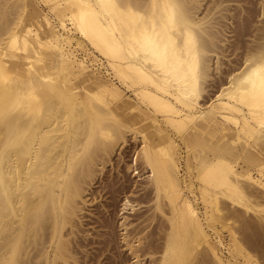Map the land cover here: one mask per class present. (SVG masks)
Listing matches in <instances>:
<instances>
[{"label":"bare ground","instance_id":"6f19581e","mask_svg":"<svg viewBox=\"0 0 264 264\" xmlns=\"http://www.w3.org/2000/svg\"><path fill=\"white\" fill-rule=\"evenodd\" d=\"M126 259L264 264V0H0V264Z\"/></svg>","mask_w":264,"mask_h":264},{"label":"rangeland","instance_id":"374dc122","mask_svg":"<svg viewBox=\"0 0 264 264\" xmlns=\"http://www.w3.org/2000/svg\"><path fill=\"white\" fill-rule=\"evenodd\" d=\"M228 35H231V33H229ZM232 38H230L229 40H231ZM233 56L232 55H229L228 57H224L225 59H223L224 60V62H226L227 63V61H228V58H232ZM229 63V62H228ZM227 63V64H228ZM223 67H226L225 66V64H223ZM219 73H216L215 71H213V73H212V77L211 78H214V79H212V80H210L209 82H208V84H207V90H206V93L208 94L207 96H210V95H212L213 93H214V91L213 90H215L216 89V82L214 81L215 79H216V77L217 78H219L222 74L220 73V76L218 75ZM224 75H222V77H223ZM213 81V82H212ZM215 83V84H214ZM209 93H210V95H209ZM212 93V94H211ZM205 95L206 94H204V97H205ZM131 137H129L128 138V141H127V143H126V145H124V146H127L126 148L125 147H121V148H119V150L121 149V151H116L115 153H114V155L112 156V157H114L112 160V162L109 164V166L107 165V168L104 170V172H107L106 174L104 173V174H101L100 175V177H99V179L100 180H98L97 182H96V184H95V187H97V186H99L100 184H101V182L103 183V181L104 180H106V179H104V177H112V179H114V180H117L118 178H119V180L117 181V183H116V185L115 186H119L118 184L120 183V182H125V183H120V184H127V181L129 180V182H128V184L129 183H133L134 182V180L136 179L135 177H132L131 175V173L130 174H128V173H126L125 171H123L122 172V169H125V167H126V165H127V163H125V162H127V161H129L128 163H131V160H132V158H133V155H134V149H135V147L137 146V144L135 143V142H133V141H131L132 139H130ZM132 144V145H131ZM133 144H136V145H133ZM129 145H131L130 147H129ZM122 148H125L124 150L122 149ZM128 148H130V149H128ZM134 148V149H133ZM123 150V151H122ZM131 152H130V151ZM131 153H132V158H131ZM124 157V158H123ZM131 158V159H130ZM123 160V161H122ZM112 164H114V165H112ZM124 164H125V166H124ZM114 167V169H113V167ZM110 168V169H109ZM107 169H109V170H107ZM118 170H119V173H118ZM126 170V169H125ZM121 173V174H120ZM126 173V174H125ZM110 174V175H109ZM112 174V175H111ZM118 174V175H117ZM126 175H127V177L128 176H130V178H126ZM118 176V177H117ZM125 176V177H124ZM123 177V178H122ZM132 177V178H131ZM134 178V179H133ZM102 179H104V180H102ZM124 179H128L127 181H125ZM132 179H133V181H132ZM122 180V181H121ZM124 180V181H123ZM120 181V182H119ZM131 181V182H130ZM98 182L100 183V184H98ZM119 182V183H118ZM122 191H124L123 193H122ZM121 192L119 191V192H116V195H115V197H117L116 198V204H117V207H116V209L114 210V209H112L111 207H107V206H105L106 205V201H107V199H106V195H104L103 194V191L101 192V193H99L98 194V196H97V198H96V200H95V203H98L99 205L101 204V206H99L98 204H95L96 206L94 207L95 209H97L96 207H98V209H99V211L101 210H103V211H106V212H110L111 214L113 213V215L111 216V218L113 219H111V221L113 222V224H114V226H113V224H112V226H113V228H115V225L117 226L118 225V221L117 220H119V218L118 219H116L117 217H119L116 213H117V209L119 208V205H120V203H121V199H122V196L125 194V193H128V191L127 190H122ZM127 191V192H126ZM122 193V194H121ZM101 197H102V200L100 201V199H101ZM145 196H143V194L140 196V198H144ZM120 199V200H119ZM146 199V198H145ZM145 199H143V200H141V201H143L142 203L144 204V207H142L141 208V210H143L144 208H146L147 209V205H148V203L146 202V200ZM97 201H99V202H97ZM118 201H120V202H118ZM103 202H104V204H103ZM102 204H103V206H102ZM98 205V206H97ZM104 207V208H103ZM106 207H107V210H106ZM94 208L92 209V208H90V210L92 209L93 210V212H88L87 214H88V219L87 220H89L90 222H89V225H87L89 228H91V229H96V230H99L98 228V224L96 223L95 225H94V227L92 226V222L94 221V223L95 222H99L100 220H101V216H100V214H98L99 212H97L98 211V209L96 210V211H94ZM108 208L110 209L109 211H108ZM105 209V210H104ZM146 209H144V210H146ZM114 210V211H113ZM116 211V212H115ZM95 212V213H94ZM114 212H115V214H114ZM90 213L92 214L93 213V216L92 215H90ZM96 213L98 214V215H96ZM110 214V215H111ZM114 215L116 216V218L114 217ZM92 217V219H91V217ZM95 216H98V218H96ZM101 217V218H100ZM115 219H114V218ZM94 218V219H93ZM91 219V220H90ZM156 222H154V223H156V224H158L157 223V220H155ZM117 222V223H116ZM155 225V224H154ZM95 226H96V228H95ZM93 227V228H92ZM112 228V230H111V232L113 233V234H115L114 236H115V239H117L118 238V236H117V233L119 232L118 231V229H119V226L118 227H116V229H113ZM93 232L95 231V230H92ZM120 242L119 241V238L116 240V243H117V246H116V244H115V249L113 250V252H110V254H112L113 255V253H114V255H116V252H118V250H120V248H122L121 250L123 251V246H121V242L120 243H118V242ZM121 246V247H120ZM117 247H118V250H117ZM120 247V248H119ZM120 250V251H121ZM119 251V252H120ZM129 263V261H128V259H126V261H124L123 262V264H127V263ZM147 263V262H146Z\"/></svg>","mask_w":264,"mask_h":264}]
</instances>
